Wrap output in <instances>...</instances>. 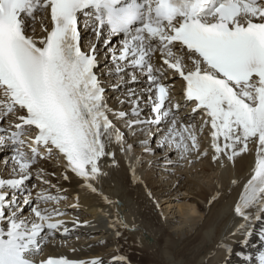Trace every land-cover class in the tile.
<instances>
[{
  "label": "snow or ice",
  "instance_id": "1",
  "mask_svg": "<svg viewBox=\"0 0 264 264\" xmlns=\"http://www.w3.org/2000/svg\"><path fill=\"white\" fill-rule=\"evenodd\" d=\"M49 9L50 30L42 24L45 36L36 39L29 35V28L33 32L35 28L28 21L34 22L38 11ZM80 18L93 21L91 31L105 51L112 44L109 36L124 34L119 55L111 54L117 61V72L124 70L120 61L147 71L148 99L156 117L129 121L130 128L159 125L171 114V109L165 110L169 90L161 82L167 73L151 63L152 53L158 52L163 65L186 82L187 100L195 102L209 117L205 123L211 124L212 147L217 154L213 159L230 151L227 158L231 161L249 151V142L255 138V167L234 212L248 221L253 218L250 210L255 208L254 219L264 218V0H0V103H7L0 120L26 110V115L18 117L21 123L14 125L16 131L8 137L18 165L13 171H18L20 178L0 179V222L8 225L7 230L0 227V264H33L26 254L39 250L45 229L51 233L65 223L52 222L50 214H45L49 210L39 207V202L56 197L37 192L35 205L27 189L22 201L18 197L17 190L32 178L30 164L41 156L37 146L43 145L49 154L50 146H54L66 157L68 169L90 181L100 173L97 161L105 154L104 140L114 136L117 143H124L123 134L106 115L105 88L94 71L100 48L93 43L82 50ZM137 22L140 26L133 27ZM174 48L181 55L175 54ZM183 57L191 60L192 69L185 70ZM132 81H136L135 76ZM137 101L133 102L132 114L139 117ZM118 115L126 117L124 112ZM26 126L38 129L37 146L31 147V155L20 147ZM186 139L192 148L198 147L195 132L183 127L178 133L173 119L158 147L168 143L186 152ZM4 143L5 138L0 136V146ZM131 147L128 145L129 151ZM87 187L95 191L91 183ZM21 202L30 207L39 223L31 222L29 227L27 218L20 219ZM40 264L102 261L49 257ZM260 264H264V254Z\"/></svg>",
  "mask_w": 264,
  "mask_h": 264
},
{
  "label": "bare ground",
  "instance_id": "2",
  "mask_svg": "<svg viewBox=\"0 0 264 264\" xmlns=\"http://www.w3.org/2000/svg\"><path fill=\"white\" fill-rule=\"evenodd\" d=\"M38 15L43 21L45 13L38 12ZM33 24L35 31L40 33L37 25ZM28 31H31V27ZM37 37L41 38V35ZM170 75L175 76L174 73ZM103 78L108 79L110 75ZM127 79V74L122 73L109 83L113 89L108 93L115 98L112 109H118V112L112 110L107 116L116 124L119 132L124 131L123 140H128L130 144H135L137 137L149 141L150 136L145 131L137 130L136 126L128 127V122L134 120L132 116L117 119L118 113L132 110L133 101L138 96L142 97L140 91L127 89L135 84L113 85L120 81L124 83ZM175 91L180 97L179 86ZM130 93H133L131 98L120 101V97L124 98ZM106 105L109 107L113 104ZM176 121L188 124L196 134L198 145L192 148L191 141L186 139L189 150L185 152L165 143L173 148L176 154L174 161L181 165L180 169L174 167L176 175L167 174L169 153H161V147L157 150L152 146L142 150L134 147L136 153L132 156L129 150L123 151L124 146L121 147L114 136L110 141L102 137L105 154L99 159L101 173L95 180L85 181L74 176L62 160L53 163L43 161L41 167L31 168V179L39 180V185H44L33 184L31 179L25 181L32 198L38 191L56 197L52 200L53 204L48 206V210L52 211L47 213L50 218L64 221L62 225L75 229L76 233L71 235L81 234L86 238L92 235L86 241L73 242L58 239L60 234L55 231L43 246V252L50 250L57 255H72L73 248L82 247L88 252H78V257L83 261L100 259L102 264H260L264 249L244 236L247 228L262 226L264 218L254 219L255 208L250 210L253 218L248 221L234 212L255 167V138L249 142V151L233 160L227 158L230 151L213 159L217 154L209 135L205 134L201 139L197 135L198 128L207 132V128L202 127V121L194 118L189 123L188 109L178 112ZM161 138L162 134L152 138L155 139L154 147ZM176 139H179L178 135ZM3 151L6 152L4 158H7V150L0 148V153ZM152 151L155 153L152 155L154 160L164 164V170L159 169V173H154L143 158ZM14 167L18 169L11 156L0 166V179H15ZM15 175L20 176L18 172ZM89 183L95 191L87 187ZM66 196L73 202L61 200ZM33 204L36 202L33 201ZM27 208L29 212L20 219L27 218L30 227L31 222L40 221L30 213V207ZM0 223L8 226L7 223ZM83 223L86 224L83 226ZM90 226H94V230H90ZM69 243L72 244L71 249L63 248ZM133 249H136V254ZM120 257L124 259L120 260Z\"/></svg>",
  "mask_w": 264,
  "mask_h": 264
},
{
  "label": "rangeland",
  "instance_id": "3",
  "mask_svg": "<svg viewBox=\"0 0 264 264\" xmlns=\"http://www.w3.org/2000/svg\"><path fill=\"white\" fill-rule=\"evenodd\" d=\"M83 224H85V223H83ZM78 227V225L75 227V228H77ZM149 240H151V239H149ZM133 253L134 254H136V249H133ZM130 256V255H129ZM140 257V256H139Z\"/></svg>",
  "mask_w": 264,
  "mask_h": 264
}]
</instances>
